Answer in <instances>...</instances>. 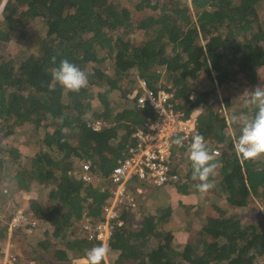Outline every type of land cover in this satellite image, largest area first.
I'll list each match as a JSON object with an SVG mask.
<instances>
[{"label": "trees", "instance_id": "16d2710c", "mask_svg": "<svg viewBox=\"0 0 264 264\" xmlns=\"http://www.w3.org/2000/svg\"><path fill=\"white\" fill-rule=\"evenodd\" d=\"M33 20H41L44 27L34 49L0 55V137L16 142L25 125L44 131L31 154L13 149L12 158L0 157V168L17 189L29 191L32 182L47 187L45 198L30 199L22 210L36 221L31 232L12 229L31 259L68 264L101 245L83 237L85 222L100 219L111 195V188L104 186L109 172L134 145L133 134L153 116L150 107L138 108L124 96L125 87L130 90L145 79L153 89L170 91L173 107L185 115L202 106L196 112V134L204 137L210 153L218 149L209 192L224 199L233 212L206 215L202 231L210 239L199 237L182 245L165 231L168 204L163 214L160 208L141 214L139 206L124 207L105 244L116 254L108 264H264V157L239 160L234 143L240 128L230 120L234 113L229 97L221 100L224 111L208 101L210 96L217 101L215 90L224 92L232 82L248 80L258 86L257 72L264 68V0H3L0 41H10L16 32L26 36L29 33L18 28ZM139 32L142 41H131ZM61 59L88 74V86L79 93L65 92L59 85L49 89L51 71ZM106 61L114 66L113 74L101 68ZM201 75L213 82L210 91L197 88ZM127 79L129 86L124 85ZM255 111L244 105L238 112L251 119ZM232 127L235 135L229 131ZM190 143L188 139L179 146L177 161L172 151L171 172L177 178L171 185L182 194L202 195L195 188L199 181L192 179ZM73 157L93 166L91 182L74 175L80 164L75 166ZM96 174L104 183L94 182ZM140 184L144 196L162 188ZM128 191L137 201L140 194L131 186ZM242 209L253 216L243 219ZM136 211L138 219L133 221ZM8 229L0 227V245Z\"/></svg>", "mask_w": 264, "mask_h": 264}, {"label": "rangeland", "instance_id": "374dc122", "mask_svg": "<svg viewBox=\"0 0 264 264\" xmlns=\"http://www.w3.org/2000/svg\"><path fill=\"white\" fill-rule=\"evenodd\" d=\"M127 0H120L121 4H124ZM3 3V0L0 1V10L1 5ZM194 11V10H193ZM26 34V36L18 37L20 34L18 32L14 33L13 38L8 42L0 41V55L2 56H15L18 54L20 50L29 48L31 50L34 49V47L37 45L39 38L44 34V27L43 22L41 20H33L24 22L20 25L18 28ZM140 39L141 42L143 39V36L141 35V32L137 33L133 36L131 41H134L136 39ZM101 68H104L106 72L109 74H113L114 72V66L111 65V62L106 61L100 64ZM90 67V63L87 64V68ZM127 82L124 84L125 86H129V82H131L129 79L126 80ZM257 85L258 86H264V68H260L257 72ZM162 82L165 84H171V81L167 82L164 79H162ZM161 83V81H159ZM197 88L202 91H210L214 84L211 82L205 75H201L197 79ZM132 87H135L136 85H131ZM252 84L248 80H244L242 83L232 82L230 85L225 88L224 92H221L219 89H216L215 93L217 94V101L215 100L214 96L208 97V101L213 103L214 109L221 108L224 111V108H222L221 100L227 96L229 97L231 101V110L230 113H234V116H241L239 114L240 108H242L244 105H249L247 101L249 100V96L244 94L245 91H251L254 90ZM257 87V86H256ZM126 91H129L130 87H125ZM125 96V93H124ZM221 105V106H220ZM251 107V105H249ZM175 109V108H174ZM196 110H202V106L197 107L193 111V113L196 114L199 111ZM95 123V122H93ZM239 125V128L241 129L242 121ZM48 129H50V126H48ZM25 130L23 132V135L19 137V140L16 142L10 141L9 139L1 138L0 137V157H10L12 158L13 149L18 150L23 155H29L32 152L36 151V148H38L37 141L38 139L43 136V129L42 128H34L33 125H25ZM22 130V131H23ZM232 135H235L236 129L235 127L230 128L229 130ZM240 135V132H237V136ZM180 145H174L173 151L175 152V158L174 161L178 160L177 152ZM71 161H73V164L75 166H78V163L81 161L76 157L71 158ZM4 164H7L3 162ZM80 164V163H79ZM216 174V173H215ZM0 227L3 225H7L9 221L12 219V217L15 215L17 211H22L23 209H27L28 202L30 199H42L45 198L47 195V187H43L42 184H39L37 182H32L30 185L29 191L19 190L16 188V185L10 181V176L3 171V169L0 168ZM104 178H101L100 176L95 177V183L100 184L104 183L102 180ZM105 187H108V183H104ZM103 186V185H102ZM169 186V185H167ZM165 187V186H164ZM142 189L141 192H138L136 188L134 190L140 194L137 197V201H132V206H139L138 210L142 214V211L145 213H156L157 208L163 209L165 205L168 204L170 213L168 214V218H166V222L164 224L165 231L169 233L176 241H179L180 244L184 245L188 242L194 241L196 238L199 237H206L210 239L209 236H206L205 233L202 231V225L205 222V216L208 214H216V215H227L231 212H233V208L230 207V205L221 197L217 196L216 194L207 191L206 193H202V195L194 194L192 193L189 197L191 203L190 208H180L177 206L175 208V211L171 208V200L174 198L171 196V194L163 188V190H157L154 189L155 192H152V195L144 196V188L140 186ZM130 192L131 189L129 190ZM127 191L128 193H130ZM166 192V196H162V192ZM174 194V197H176L177 201L178 197L180 198L182 193L178 191L172 192ZM154 196V197H153ZM144 198V199H143ZM179 201V200H178ZM256 202L260 207V202H258L257 198H254L253 200ZM142 205V208H141ZM162 206V207H161ZM131 207L128 208L130 210ZM17 211L15 212V210ZM143 209V210H141ZM159 210V211H160ZM172 210V213H171ZM15 212V213H14ZM165 213V210H162V214ZM139 213L136 211L133 214V221H135L136 217H138ZM240 215L244 217L243 219L251 218V214L248 210L242 209L240 211ZM140 219V217H139ZM9 230V229H8ZM9 233V231H7ZM12 234V231L10 232ZM21 242H23L20 238H18ZM6 241V240H5ZM24 243V242H23ZM1 250L3 251V248L5 246V242L1 243L0 245ZM26 253L27 250H26ZM114 253L108 252L106 259L112 260L115 256ZM0 264H2V259L0 257ZM16 264V263H14ZM17 264H24L22 262H18ZM26 264V263H25Z\"/></svg>", "mask_w": 264, "mask_h": 264}, {"label": "built area", "instance_id": "2783aa9c", "mask_svg": "<svg viewBox=\"0 0 264 264\" xmlns=\"http://www.w3.org/2000/svg\"><path fill=\"white\" fill-rule=\"evenodd\" d=\"M125 97L134 100L136 107H150L153 116L148 118L144 129L137 130L133 136L136 141L125 156L120 158L112 167L107 178L112 189L111 197L102 206L100 219L91 221L86 219L83 237L88 241H99L105 245L113 230V225L119 222L122 210L133 207L134 198L128 194V186L141 192V182L152 187L170 185L177 175L171 172V157L174 141L183 137V142L196 135L197 116L195 113L184 114L183 109L173 107L172 93L164 88L153 89L145 79H139L136 86L125 93ZM175 108V109H174ZM99 127V122L94 124ZM211 154L217 155L218 149ZM93 166L82 162L74 175L83 182H91L94 178ZM36 225L35 220H29L22 211H17L8 223L12 229L24 227V231L31 232ZM83 257H74L68 264H80ZM15 254L7 253L2 264L16 262Z\"/></svg>", "mask_w": 264, "mask_h": 264}, {"label": "clouds", "instance_id": "9594fccd", "mask_svg": "<svg viewBox=\"0 0 264 264\" xmlns=\"http://www.w3.org/2000/svg\"><path fill=\"white\" fill-rule=\"evenodd\" d=\"M52 62L53 64L56 63V57H52ZM51 77L50 90H54L55 86L59 85L65 92L79 93L89 83L88 74L68 59L60 60L58 66L52 69ZM244 94L249 96L247 103L256 111L251 119L239 116L230 118L234 124H240L242 121L240 135L234 143V150L239 160L254 161L264 157V86H257L254 90L245 91ZM95 123H93V127ZM183 139V137L178 138L174 143L182 145ZM188 159L191 162L192 179L199 181L195 184V188L201 193H206L214 186L213 183L209 182V177L214 173L217 164L214 163L215 155L207 149L202 135H193L188 146ZM107 254L108 249L105 245L95 246L81 258L80 264H102Z\"/></svg>", "mask_w": 264, "mask_h": 264}, {"label": "crops", "instance_id": "0c3cea01", "mask_svg": "<svg viewBox=\"0 0 264 264\" xmlns=\"http://www.w3.org/2000/svg\"><path fill=\"white\" fill-rule=\"evenodd\" d=\"M163 188L165 190H167L171 194V196L174 198L173 200H171L172 210L175 211V208H177V206L180 207L181 209L191 207V205H190L191 201H190L189 197L191 196L192 193L182 194L180 198L178 197L177 201H174V200H176V197H174V194H172V192L177 191L175 189V187L173 185H169V186L162 187L160 190H163ZM172 210H171V213H172ZM8 231H9V233L6 237L5 246H4L3 251H2L1 259H3V257L7 253H10V254H15L17 256L18 262L20 260V262H22L24 264L25 263L26 264H37L34 260L31 259V254L26 253L27 247L25 246V244L23 242H21L18 238L12 236V234H10V230H8ZM104 260H105L106 264L109 263L106 258ZM14 263L17 264V260H16V262H13L12 264H14Z\"/></svg>", "mask_w": 264, "mask_h": 264}]
</instances>
